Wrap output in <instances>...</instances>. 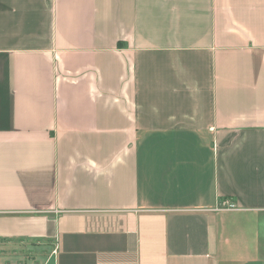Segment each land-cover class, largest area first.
<instances>
[{
	"label": "crops",
	"instance_id": "1",
	"mask_svg": "<svg viewBox=\"0 0 264 264\" xmlns=\"http://www.w3.org/2000/svg\"><path fill=\"white\" fill-rule=\"evenodd\" d=\"M260 217L264 0H0V240L264 264Z\"/></svg>",
	"mask_w": 264,
	"mask_h": 264
},
{
	"label": "rangeland",
	"instance_id": "2",
	"mask_svg": "<svg viewBox=\"0 0 264 264\" xmlns=\"http://www.w3.org/2000/svg\"><path fill=\"white\" fill-rule=\"evenodd\" d=\"M252 229L258 242L264 243V217L255 218ZM49 244L22 240H0V264H45ZM222 264H233V257H221ZM260 261V258L257 260ZM235 260V264H236ZM237 264H244L239 261Z\"/></svg>",
	"mask_w": 264,
	"mask_h": 264
},
{
	"label": "built area",
	"instance_id": "3",
	"mask_svg": "<svg viewBox=\"0 0 264 264\" xmlns=\"http://www.w3.org/2000/svg\"><path fill=\"white\" fill-rule=\"evenodd\" d=\"M236 209V206L234 203H231L230 201L224 202V209L226 211H233Z\"/></svg>",
	"mask_w": 264,
	"mask_h": 264
}]
</instances>
